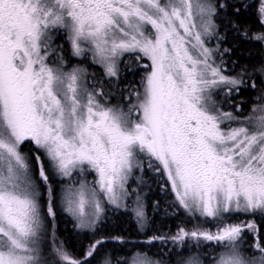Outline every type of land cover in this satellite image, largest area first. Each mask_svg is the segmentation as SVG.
<instances>
[{"label":"snow or ice","instance_id":"snow-or-ice-1","mask_svg":"<svg viewBox=\"0 0 264 264\" xmlns=\"http://www.w3.org/2000/svg\"><path fill=\"white\" fill-rule=\"evenodd\" d=\"M0 264H264V0H0Z\"/></svg>","mask_w":264,"mask_h":264},{"label":"trees","instance_id":"trees-1","mask_svg":"<svg viewBox=\"0 0 264 264\" xmlns=\"http://www.w3.org/2000/svg\"><path fill=\"white\" fill-rule=\"evenodd\" d=\"M233 43L232 37L230 36L228 41L226 42V45H231ZM242 48H248L247 45L242 46ZM256 53L253 52V55ZM233 56H240L239 52H234ZM248 58V52L245 51L244 56H240L241 60ZM87 64V63H86ZM88 66V65H86ZM92 70L91 68H89ZM132 76L131 74L128 76V80H131ZM138 80V76H137ZM246 101L245 107L247 108V103L250 102V97L245 96L244 97ZM229 105H225V108L227 109ZM147 179L149 183L150 190L147 194L146 198V212L149 217V227L145 230V232H139L137 231L135 223L129 219L127 216L120 214V215H111L109 214V217L105 224L101 228V232L104 234L108 233H120L124 235V237L129 240L130 242H136L138 240H142L146 238V235H150L155 230H167L171 228L172 230H175V226L177 221L174 220L171 217H165L164 216V209L166 205V201L164 198V192L160 188V183L156 181L153 174L148 173ZM159 200L160 202V211L154 212L153 211V202ZM57 234L61 240H63L69 250L74 251H80L83 245L87 244V238L82 237L77 234V232L74 230L72 226V221L69 217L63 216L58 221L57 225ZM130 247V244H129ZM121 248L120 245H113L111 242L106 245L104 248L101 249V255H103L105 252H111L114 249L119 250ZM127 250V248H125ZM152 251H156V247L152 248Z\"/></svg>","mask_w":264,"mask_h":264},{"label":"rangeland","instance_id":"rangeland-1","mask_svg":"<svg viewBox=\"0 0 264 264\" xmlns=\"http://www.w3.org/2000/svg\"><path fill=\"white\" fill-rule=\"evenodd\" d=\"M213 44H214V42H213ZM87 64H85V66H86ZM89 71H91L90 69H89ZM89 179H91V176H89ZM149 183H148V186H145L144 187V192L146 193V196H145V202H146V198H147V194L149 193ZM70 218V217H69ZM70 220H71V218H70Z\"/></svg>","mask_w":264,"mask_h":264}]
</instances>
